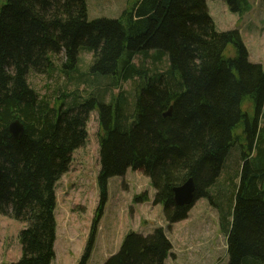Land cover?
Segmentation results:
<instances>
[{"label": "trees", "instance_id": "1", "mask_svg": "<svg viewBox=\"0 0 264 264\" xmlns=\"http://www.w3.org/2000/svg\"><path fill=\"white\" fill-rule=\"evenodd\" d=\"M225 1L234 12L251 7L250 0ZM229 46L234 55L226 54ZM84 50L93 62L80 72ZM249 57L238 29L216 28L207 0H127L119 17L93 20L87 0H9L0 10V214L25 224L21 257L12 264L55 259L57 182L86 142L93 110L100 204L78 264L91 257L109 179L129 168L150 178L153 203L163 205L169 224L189 213L191 205L176 203L174 187L192 177L195 198L219 209L227 264H264V64ZM56 69L77 73L87 94L74 90L53 102L40 96L30 73ZM127 81L136 83L133 100L113 92ZM247 101L253 115L243 110ZM15 119L24 124L20 138L10 130ZM240 126L247 142L238 146ZM235 146L241 170L234 192L232 177L218 181ZM148 200L147 192L135 196ZM171 249L161 227L130 231L103 264H165Z\"/></svg>", "mask_w": 264, "mask_h": 264}, {"label": "rangeland", "instance_id": "2", "mask_svg": "<svg viewBox=\"0 0 264 264\" xmlns=\"http://www.w3.org/2000/svg\"><path fill=\"white\" fill-rule=\"evenodd\" d=\"M8 1L0 0V10ZM250 3V9L240 13L232 11L225 0H207L216 28L220 31L238 29L248 48L250 61L264 64V0H250ZM126 4L127 0H87L88 18H117ZM226 54L234 55L232 46L228 47ZM79 57L80 72L88 71L93 62V53L84 50ZM57 59V63L65 60L62 54ZM135 62L140 65L142 57L136 56ZM145 65L151 67V59L145 61ZM78 76L77 73L68 75L56 69L46 73L32 72L29 82L40 96H47L53 102L62 94H71L74 90H78L83 97L87 94V86L78 80ZM135 86L134 81H127L113 92L116 94L124 90L133 100ZM71 99V96L64 97L63 100L68 102L66 106L72 103ZM243 110L250 115L255 113L249 101L243 104ZM86 130V142L74 151L69 170L57 182L56 254L51 264L79 263L100 204V126L97 110L90 112ZM243 130V126L236 130L238 146L247 142ZM238 146L231 150L218 181L223 183L226 178L232 177L231 190L234 192L241 170ZM144 192L148 193L149 200L135 201V196ZM155 192L150 178L139 170L129 168L123 175L109 179L108 200L87 264H103L120 249L128 232L147 235L159 227L163 228L172 244L165 264H227L228 234L221 226L219 209L208 198H199L191 205L185 219L169 224L165 220L163 205L153 203ZM230 199L234 201L233 194ZM24 227L23 222L0 214V264H12L21 257L19 235Z\"/></svg>", "mask_w": 264, "mask_h": 264}, {"label": "water", "instance_id": "3", "mask_svg": "<svg viewBox=\"0 0 264 264\" xmlns=\"http://www.w3.org/2000/svg\"><path fill=\"white\" fill-rule=\"evenodd\" d=\"M172 106L168 109L165 115H171ZM10 130L14 137L20 138L24 133V124L19 120L15 119L10 123ZM195 181L190 177L187 181L181 185L174 187V198L178 205H193L197 200L195 198Z\"/></svg>", "mask_w": 264, "mask_h": 264}]
</instances>
